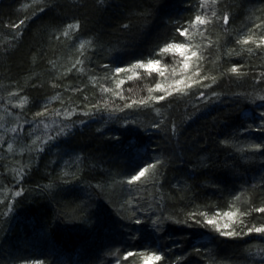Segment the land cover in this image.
Listing matches in <instances>:
<instances>
[{
	"label": "trees",
	"instance_id": "trees-1",
	"mask_svg": "<svg viewBox=\"0 0 264 264\" xmlns=\"http://www.w3.org/2000/svg\"><path fill=\"white\" fill-rule=\"evenodd\" d=\"M249 34L264 0H0V264H264Z\"/></svg>",
	"mask_w": 264,
	"mask_h": 264
},
{
	"label": "snow or ice",
	"instance_id": "snow-or-ice-1",
	"mask_svg": "<svg viewBox=\"0 0 264 264\" xmlns=\"http://www.w3.org/2000/svg\"><path fill=\"white\" fill-rule=\"evenodd\" d=\"M209 2H211V4H215L216 0H201V7H205L209 4ZM213 16H215V12L212 13ZM229 17L227 16V14H225L223 16V20L225 23L228 22ZM210 21L205 17V16H201V15H197L195 17V21L193 22V24L191 25L192 27H196L197 24L199 25H204L206 23H209ZM24 23L23 20H21L19 22V24L13 25V27L15 28H19L20 25H22ZM68 29H75L78 28V24H72V25H68L67 26ZM178 31L180 32L181 35H187L188 34V29H178ZM65 34H67V32H65ZM249 41H252L253 43H256L257 47H260V44H264V37H261L260 41L257 42L253 39V35L249 34L245 37H242L240 40H238V43H240L241 45H247L249 43ZM81 48L84 47V43H81L80 45ZM177 47H185V45H173V44H168L166 45L164 48H162L161 54H165L167 52H169L170 50L177 48ZM198 47V46H197ZM249 51H251L252 49H248ZM191 56L196 57L197 56V52L196 51H192ZM160 61L156 60H149L147 63L144 62H138L137 64L133 65V68H145V69H149L151 70L153 68V66L155 65H159ZM185 67H187V64L185 63ZM117 72H121L124 71L123 69H116ZM230 72L232 73H236V74H240L239 73V66H233L232 68L229 69ZM161 75H163V72L160 73ZM215 78H213L214 81ZM157 87H159V85H157ZM159 99H164L163 96L159 97ZM262 99H264V97H262ZM144 101H141V103H143ZM37 115H40V113H37ZM9 147L11 148V145H9ZM255 147H259V145L255 146ZM155 166L154 165H148V167L146 168H141L136 175L132 176L131 179L129 180V183H132L134 181H138L140 180L141 177H144L145 174L150 170L153 169ZM17 195H19V192H17ZM237 199H239V197H237ZM254 211L259 212V213H264V207H259V208H255ZM247 213H241V215H246ZM224 215L226 216H231L232 213H225ZM208 224H211L216 231L220 232V235L222 236H236V235H240L241 233L239 232H235V231H230V232H223L220 231L219 226H217L215 224V221L210 219L207 221ZM252 232H256V233H264V226L261 227H256L255 225H253L252 227L248 228V232L245 234H250ZM128 255H133L132 253H129ZM153 260L156 261H160L163 259L162 255H158L156 253H151L150 257Z\"/></svg>",
	"mask_w": 264,
	"mask_h": 264
},
{
	"label": "rangeland",
	"instance_id": "rangeland-1",
	"mask_svg": "<svg viewBox=\"0 0 264 264\" xmlns=\"http://www.w3.org/2000/svg\"><path fill=\"white\" fill-rule=\"evenodd\" d=\"M194 51V50H193ZM192 51L189 53V55L185 56V59L187 60V63L191 60V58H193V56H191ZM186 54V53H185ZM231 216H224L223 218V222H222V227L227 229V224L225 222H227L228 220H230ZM225 220V221H224ZM225 223V224H224ZM154 260L151 259L149 260L148 263H152ZM22 264H41L39 261L38 262H28V263H22Z\"/></svg>",
	"mask_w": 264,
	"mask_h": 264
}]
</instances>
